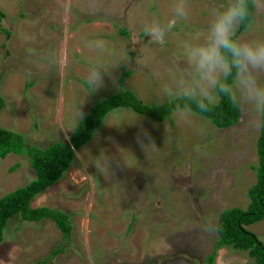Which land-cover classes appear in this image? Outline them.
Listing matches in <instances>:
<instances>
[{
	"label": "rangeland",
	"instance_id": "374dc122",
	"mask_svg": "<svg viewBox=\"0 0 264 264\" xmlns=\"http://www.w3.org/2000/svg\"><path fill=\"white\" fill-rule=\"evenodd\" d=\"M93 2L0 0L5 14L0 90L6 103L0 128L24 134L34 150L68 142L93 107L120 91L134 93L146 105H161L156 93L171 56L193 32L207 27L210 10L225 0H188V20L177 23L163 46L150 42L141 23L169 19L173 0H95L103 6L99 12L91 11ZM238 38L264 39V0ZM96 39L107 43L103 58L118 66L94 91L85 76L87 61L99 56L87 42ZM29 48L58 52L61 66L29 56ZM125 71L130 74L122 85ZM142 131L150 134L144 143L156 147L137 142ZM260 132L261 124L245 113L232 128L220 129L195 112L184 120L173 111L168 120L157 122L131 108L113 110L76 152L68 172L31 203L34 209L72 214L71 236L64 239L49 220L37 224L12 218L0 245V264H39L59 244L65 251L46 264H205L218 239L220 214L249 206ZM102 151L109 159L98 171L94 163ZM36 178L28 157L0 159V199ZM248 230L264 244V220ZM215 264L255 260L223 248Z\"/></svg>",
	"mask_w": 264,
	"mask_h": 264
},
{
	"label": "clouds",
	"instance_id": "9594fccd",
	"mask_svg": "<svg viewBox=\"0 0 264 264\" xmlns=\"http://www.w3.org/2000/svg\"><path fill=\"white\" fill-rule=\"evenodd\" d=\"M260 4L261 0H225L220 7L212 8L207 27L193 32L171 56L166 80L156 93L158 104L178 101L174 112L187 120L193 115V106L200 112H209L224 98L234 110L248 114L255 124H264V39L242 40L237 36V29L246 24L253 8ZM102 7L95 0L90 5L93 12ZM171 9L169 19L152 17L142 21V32L152 44L163 46L177 23L188 20V0H173ZM87 47L99 54L97 59L87 61L85 76L87 85L95 91L103 85L104 74L118 65L103 58L107 51L103 39L88 41ZM26 51L53 68L61 66V56L56 51ZM153 75L161 79L158 72ZM145 139L150 141L149 133L138 134L137 142L142 147L155 146L145 144ZM108 159L102 151L94 163L98 171H103Z\"/></svg>",
	"mask_w": 264,
	"mask_h": 264
},
{
	"label": "trees",
	"instance_id": "16d2710c",
	"mask_svg": "<svg viewBox=\"0 0 264 264\" xmlns=\"http://www.w3.org/2000/svg\"><path fill=\"white\" fill-rule=\"evenodd\" d=\"M254 11L255 8L246 24L237 30V36L249 26L253 20ZM3 17L5 14L0 10V21ZM123 32L122 34H125ZM7 33L10 36V32ZM129 74L130 72L126 71L122 74L120 79L122 85ZM1 81L0 77V85ZM176 102L178 101L150 106L142 103L134 93L120 91L93 107L89 115L80 121L68 142L55 143L45 150H34L24 134L0 128V159H5L10 154L26 156L37 175L29 186L12 191L0 199V245L4 239L7 223L12 218L37 224L45 220L52 221L61 231L64 239H68L73 230V215L51 207L34 209L31 207L32 201L44 190L55 185L68 172L76 160V152L92 139L94 132L102 126L107 115L113 110L131 108L157 122H163L171 117ZM5 105V99L0 90V112ZM193 112L210 119L220 129L232 128L238 124L242 113L234 110L224 98H221L219 104L209 112H200L194 106ZM257 153V179L248 191L249 206L247 209L231 208L220 214L217 226L218 239L212 252L205 258V264H215L218 251L223 248H232L248 254L250 259L255 260V264H264V244L255 233L248 230L249 226L264 220V124H261ZM58 246L39 264H46L52 261L54 256L65 251L61 244Z\"/></svg>",
	"mask_w": 264,
	"mask_h": 264
}]
</instances>
